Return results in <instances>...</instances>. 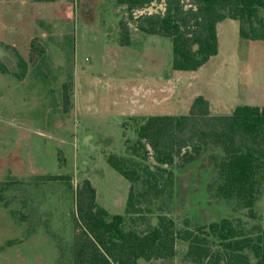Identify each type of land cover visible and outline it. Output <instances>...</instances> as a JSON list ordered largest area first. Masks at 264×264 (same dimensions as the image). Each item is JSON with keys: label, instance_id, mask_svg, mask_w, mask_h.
<instances>
[{"label": "rangeland", "instance_id": "374dc122", "mask_svg": "<svg viewBox=\"0 0 264 264\" xmlns=\"http://www.w3.org/2000/svg\"><path fill=\"white\" fill-rule=\"evenodd\" d=\"M162 9L153 1L145 11ZM217 36V54L182 72L171 67L170 39L137 29L114 0H0V264H70L74 189L83 179L110 215L124 213L130 183L106 155L129 156L134 121L185 114L198 95L214 115L264 103V40L242 38L230 18L217 24ZM32 38L44 48L36 63L28 59ZM66 82L71 105L63 112ZM147 163H155L150 154ZM206 170L197 162L173 169V186L152 190L150 210L134 217L135 226L164 213L176 229L236 215L247 228L264 229V184L250 219L208 192ZM174 249L170 259L139 264H196L186 242L177 238Z\"/></svg>", "mask_w": 264, "mask_h": 264}, {"label": "trees", "instance_id": "16d2710c", "mask_svg": "<svg viewBox=\"0 0 264 264\" xmlns=\"http://www.w3.org/2000/svg\"><path fill=\"white\" fill-rule=\"evenodd\" d=\"M114 1L126 7L137 29L170 39L171 67L176 71H197L217 54V24L226 18L239 22L242 38L264 40V0H186L187 7L184 0ZM153 1L163 9L134 14ZM121 24L127 31L126 21ZM43 53V46L32 38L29 62L36 63ZM71 92V83H64L63 112L70 108ZM134 122L135 137L126 143L129 156L106 155V162L130 183L124 213L110 215L97 203L90 180H81L74 189L70 264H139V259H170L175 255L177 238L187 243L186 256L196 264H202L204 258L212 264H264V229L258 224L247 228L237 215L193 229H176L175 221L164 213L157 214L156 223L146 228L135 226L134 218L150 210L153 189L173 186V169L197 162L208 169L207 189L213 197L223 200L233 212L243 211L250 219H257L256 202L264 184V103L239 104L229 114L214 115L209 101L198 95L185 114L150 115ZM149 154L155 162L152 168L147 163ZM39 178L69 180L67 175Z\"/></svg>", "mask_w": 264, "mask_h": 264}, {"label": "built area", "instance_id": "2783aa9c", "mask_svg": "<svg viewBox=\"0 0 264 264\" xmlns=\"http://www.w3.org/2000/svg\"><path fill=\"white\" fill-rule=\"evenodd\" d=\"M145 10H146V8H144V9H142V10L135 11L134 13H135V15H137V14H141V13L146 12ZM136 12H138V13H136ZM148 13H149V12H148Z\"/></svg>", "mask_w": 264, "mask_h": 264}]
</instances>
